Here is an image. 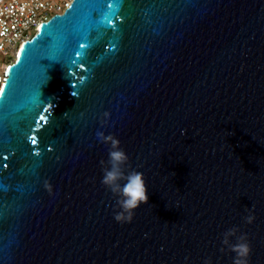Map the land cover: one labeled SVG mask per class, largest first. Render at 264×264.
<instances>
[{
  "label": "water",
  "instance_id": "obj_1",
  "mask_svg": "<svg viewBox=\"0 0 264 264\" xmlns=\"http://www.w3.org/2000/svg\"><path fill=\"white\" fill-rule=\"evenodd\" d=\"M0 88V264H233L230 228L264 264V0H72ZM98 130L143 173L130 222Z\"/></svg>",
  "mask_w": 264,
  "mask_h": 264
},
{
  "label": "clouds",
  "instance_id": "obj_2",
  "mask_svg": "<svg viewBox=\"0 0 264 264\" xmlns=\"http://www.w3.org/2000/svg\"><path fill=\"white\" fill-rule=\"evenodd\" d=\"M107 125V120L101 121V127ZM96 137L102 144L108 146L107 161H101L102 180L101 182L115 194L117 199L118 210L114 214V219L119 221L128 220L130 222L134 210L140 204L147 203V185L143 173L137 170L125 172V166L129 157L126 151L120 146L119 139L113 134H105L104 131H97ZM106 165V166H105ZM123 181V183H121ZM254 219L249 215L245 221L251 223ZM236 228H230L222 236V245L227 247L232 253L233 264H248V257L251 254V245L248 242L246 234L236 237ZM236 237V242L232 243L231 238ZM223 250V249H222ZM188 259L187 257L185 258ZM205 264H209L205 261Z\"/></svg>",
  "mask_w": 264,
  "mask_h": 264
},
{
  "label": "built area",
  "instance_id": "obj_3",
  "mask_svg": "<svg viewBox=\"0 0 264 264\" xmlns=\"http://www.w3.org/2000/svg\"><path fill=\"white\" fill-rule=\"evenodd\" d=\"M72 0H0V85L5 78V62L12 61L21 44L55 14L62 13Z\"/></svg>",
  "mask_w": 264,
  "mask_h": 264
},
{
  "label": "snow or ice",
  "instance_id": "obj_4",
  "mask_svg": "<svg viewBox=\"0 0 264 264\" xmlns=\"http://www.w3.org/2000/svg\"><path fill=\"white\" fill-rule=\"evenodd\" d=\"M161 2H166V0H161ZM108 7L112 8L113 5L109 4ZM105 19L108 21V23L110 25L112 24V20L109 17H105ZM79 47L80 48H84V45L80 44ZM76 55L79 56L80 53L77 52ZM0 92H3V88H0ZM74 95H75V93H74ZM40 119L41 120H45L46 117L41 116ZM36 123L39 124V121H36ZM41 130L42 129H33L32 130V135H30L28 137V139L30 140V145H31L30 154L34 155L36 157H40L41 151H51L52 150L51 148H47V147H45L43 149L37 147L38 143L42 142V137H40V140L38 141V135H39ZM7 160H8V156L3 155V153L0 152V167L7 168L8 167Z\"/></svg>",
  "mask_w": 264,
  "mask_h": 264
},
{
  "label": "rangeland",
  "instance_id": "obj_5",
  "mask_svg": "<svg viewBox=\"0 0 264 264\" xmlns=\"http://www.w3.org/2000/svg\"><path fill=\"white\" fill-rule=\"evenodd\" d=\"M3 60H4V58L0 55V63H2ZM4 61H5V60H4ZM12 61H13V60H12ZM12 61H10V62H12ZM10 62H9V61H6V62H5V65H8Z\"/></svg>",
  "mask_w": 264,
  "mask_h": 264
},
{
  "label": "bare ground",
  "instance_id": "obj_6",
  "mask_svg": "<svg viewBox=\"0 0 264 264\" xmlns=\"http://www.w3.org/2000/svg\"><path fill=\"white\" fill-rule=\"evenodd\" d=\"M5 68H6V66H5Z\"/></svg>",
  "mask_w": 264,
  "mask_h": 264
}]
</instances>
